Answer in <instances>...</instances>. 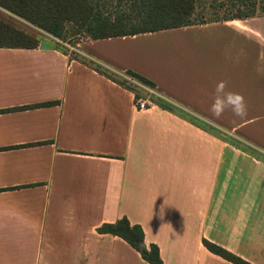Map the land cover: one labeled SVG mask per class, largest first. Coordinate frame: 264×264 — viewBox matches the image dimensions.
<instances>
[{
    "label": "crops",
    "instance_id": "crops-1",
    "mask_svg": "<svg viewBox=\"0 0 264 264\" xmlns=\"http://www.w3.org/2000/svg\"><path fill=\"white\" fill-rule=\"evenodd\" d=\"M0 19L38 34L0 46V264H149L99 231L123 217L165 264H234L204 239L264 264V186L225 182L205 119L220 81L244 114L215 117H264V12L75 45L1 6ZM101 70L139 73L169 107L138 110Z\"/></svg>",
    "mask_w": 264,
    "mask_h": 264
},
{
    "label": "trees",
    "instance_id": "trees-1",
    "mask_svg": "<svg viewBox=\"0 0 264 264\" xmlns=\"http://www.w3.org/2000/svg\"><path fill=\"white\" fill-rule=\"evenodd\" d=\"M220 0H211V5L222 8L230 5ZM246 6V12L233 11L231 5L224 8L225 16L205 18L206 5L201 0H0V6L23 17L32 24L61 39L66 23L72 22L84 28L86 39H103L135 35L144 32L183 27L232 18H246L258 14L255 0L248 7L249 0H233ZM204 10V11H203ZM232 10V11H231ZM198 12L202 18H198ZM215 10L213 14L217 15ZM264 12V8H262ZM37 35L21 31L9 22L0 19V46L34 47ZM120 84L142 94L125 79L101 70ZM143 83L155 86L148 78L134 71H127ZM161 105V104H160ZM100 232L111 233L125 239L149 264H165L158 245H148L141 225L132 224L127 217L114 223H105ZM204 245L213 253L234 264H252L231 251L204 239Z\"/></svg>",
    "mask_w": 264,
    "mask_h": 264
},
{
    "label": "rangeland",
    "instance_id": "rangeland-1",
    "mask_svg": "<svg viewBox=\"0 0 264 264\" xmlns=\"http://www.w3.org/2000/svg\"><path fill=\"white\" fill-rule=\"evenodd\" d=\"M210 1L211 0H201V2L206 5L205 11H203L205 12V18L207 19L216 18L218 16H225L227 13L224 12V8H229L230 5L233 11H238L239 9L243 12H246V6L238 2L234 3L233 0L230 1V5H227V7L225 5L222 8L212 6ZM220 1L226 3L228 0ZM252 2L253 0H249L248 7H252ZM254 3H256L255 5L257 6L256 11L262 12V8H264V0H255ZM215 10L218 11L216 13L217 15H215V13L213 14ZM198 18H202V16H200V12H198ZM84 30L85 29L81 28L80 25L72 22H67L66 29L63 33V37H61V40L71 45H75L77 42L82 41L87 36ZM29 32L34 35L37 33L33 31ZM146 47L151 48V45H148ZM67 48L70 49V51L71 49H73L71 47L69 48L68 46ZM72 55L76 56L74 54ZM116 76L120 79H124L122 76ZM135 87L139 91L138 86ZM159 104V106L164 108L169 107L168 102L159 101ZM205 119L208 132V141H215V150L222 151L221 155L223 159L222 165L220 166L219 170L223 171V173L227 172V181L225 182H231L236 185L239 179L238 173H253L255 175L254 186H264V117H233V120H235L236 122H232V119L229 116H206ZM196 122L198 123V120ZM200 123L201 125L204 123L203 117L200 118ZM219 145H221V148ZM239 213L241 215H244V212L242 211H240ZM254 224V232L252 231V234L250 236L254 237L255 241L257 242L259 240L257 239L259 235L258 229L262 228V220L255 219ZM239 229H242L240 225ZM243 230L245 231V229ZM244 234H247L246 231L244 232ZM257 248H262V246L260 244H256V249Z\"/></svg>",
    "mask_w": 264,
    "mask_h": 264
},
{
    "label": "clouds",
    "instance_id": "clouds-1",
    "mask_svg": "<svg viewBox=\"0 0 264 264\" xmlns=\"http://www.w3.org/2000/svg\"><path fill=\"white\" fill-rule=\"evenodd\" d=\"M225 84L220 81L216 84V93H223V96L217 95L211 106L213 115L219 116L226 106H230L232 111L237 116L244 114V102L243 97L239 93L224 92Z\"/></svg>",
    "mask_w": 264,
    "mask_h": 264
},
{
    "label": "built area",
    "instance_id": "built-area-1",
    "mask_svg": "<svg viewBox=\"0 0 264 264\" xmlns=\"http://www.w3.org/2000/svg\"><path fill=\"white\" fill-rule=\"evenodd\" d=\"M124 79L128 83L134 86H138L140 89L144 91L143 94H138L135 96V105L138 110L147 109L150 106H152L153 103L159 104V101L166 102L162 95L155 92L153 86L141 82L136 77L130 74L124 75Z\"/></svg>",
    "mask_w": 264,
    "mask_h": 264
}]
</instances>
